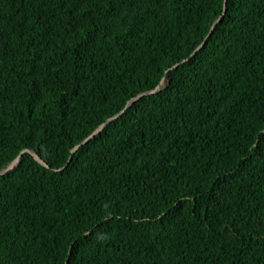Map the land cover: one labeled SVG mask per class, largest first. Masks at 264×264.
Returning a JSON list of instances; mask_svg holds the SVG:
<instances>
[{
  "label": "trees",
  "instance_id": "16d2710c",
  "mask_svg": "<svg viewBox=\"0 0 264 264\" xmlns=\"http://www.w3.org/2000/svg\"><path fill=\"white\" fill-rule=\"evenodd\" d=\"M222 6L0 0V170L48 165L0 175V264H264V0L191 56Z\"/></svg>",
  "mask_w": 264,
  "mask_h": 264
},
{
  "label": "water",
  "instance_id": "95a60500",
  "mask_svg": "<svg viewBox=\"0 0 264 264\" xmlns=\"http://www.w3.org/2000/svg\"><path fill=\"white\" fill-rule=\"evenodd\" d=\"M226 1L227 0H223V6H222V13L213 21V23L210 26V30L208 32V34L204 37V39L195 47V49L193 50L191 56H193L203 45L204 43L207 41V38L210 36L215 24L217 22L220 21V19L222 18L224 12H225V7H226ZM186 59H183L181 62H184ZM178 65V63L173 64L171 67H169L166 71L176 67ZM164 77L161 79L160 84L164 82ZM160 84L157 85L154 89L146 91V92H142L137 94L135 97L129 99L125 106L118 111L117 113H115L114 115L108 117L104 122L100 123L89 135H87L84 139H82L79 143L75 144L71 149H70V154L69 157L67 159V162L70 161L72 154L84 143L88 142L92 137H94L96 134L100 133L101 130L108 124L110 123L112 120L118 118L125 110L126 108H128L134 101L138 100L140 97H142L143 95L146 94H151L156 92L157 90L160 89ZM29 153L32 155V157L40 164L48 167V165L40 158V156L35 152V150L33 149H23L21 150L9 163L6 167H4L2 170H0V175L5 174L6 172L12 170L15 168V166L18 164L20 157L22 156L23 153Z\"/></svg>",
  "mask_w": 264,
  "mask_h": 264
}]
</instances>
